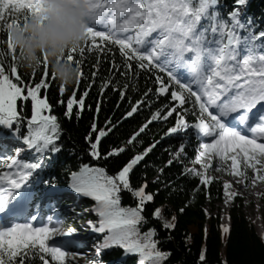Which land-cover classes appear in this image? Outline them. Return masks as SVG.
<instances>
[{
	"label": "snow or ice",
	"instance_id": "obj_1",
	"mask_svg": "<svg viewBox=\"0 0 264 264\" xmlns=\"http://www.w3.org/2000/svg\"><path fill=\"white\" fill-rule=\"evenodd\" d=\"M43 3L44 0H0V31L8 33L7 52L0 49V140L5 134L18 137L23 125V144L34 153L32 160L24 161L18 158L20 150L17 149L14 155L0 159V165L8 169L0 173V264H26L35 260L40 264H72L84 258L83 254L70 252L56 239L72 235L77 229L67 227L58 215L40 217L30 211L37 195L34 183L52 191L57 188L56 176L37 178L45 167L44 161L62 150L58 141L63 129L59 118L52 114L53 106L47 94L41 95V90L50 86L46 64L39 82H26L19 71L10 29L20 25L21 20L26 23L30 17L40 14ZM249 3L250 0L230 3L225 0H90L86 46L70 49L67 59L80 65L82 59L74 61L76 54L83 58L85 52L103 53L111 51L106 45H113L123 58L124 71L113 62L121 76L134 71L133 62L140 70L155 69L165 74L167 81L164 76L155 77L160 85L158 92L167 94L183 110L178 112L172 106L166 113L157 111L127 144L136 142L153 121L167 120L176 113L174 124L165 135L192 128L202 141L193 160V164L200 165V170L189 168L187 175L198 178L202 186H209L217 179L210 171L224 172L240 178L238 183L250 182L254 186L264 182V29L257 31L256 18L247 12ZM0 43L5 42L0 40ZM9 55L11 62L6 69ZM79 76V79L84 77L82 69ZM173 84L175 90L171 87ZM109 86L116 90L112 75L102 80L101 91ZM59 91L63 96L65 88L61 86ZM88 94L85 90L77 98L74 90L66 102L58 101L66 103L64 117L71 120L75 115L79 119ZM121 96L124 97V92ZM29 102L31 115L25 117L23 112ZM144 103L141 100L133 104L123 118L132 117ZM187 104L192 105L196 117L192 123L185 119L189 111L184 107ZM117 123L106 121L107 130L98 128L95 121L91 124L86 140L90 142L92 157L107 159L126 151L120 147L101 154L102 138ZM154 147L152 144L142 153L134 154L115 174H109L104 167L87 164L69 173V190L95 202L91 211L97 219L87 224L92 233L102 234L94 245L97 259L86 260V264H105L102 253L113 247L121 248L127 255H136L137 264H164L167 260L169 253L158 248L160 241L153 239L156 230L152 228L141 234L139 228L148 222L142 213L145 203L153 201L154 196L146 194V185L133 189L130 181L134 167ZM182 154H185L184 143L175 153L176 159ZM172 163L168 161L169 165ZM224 188L229 199L235 197V193H227L230 182L225 181ZM122 191L138 198L135 207L121 206ZM153 216L161 217L159 208L154 209ZM163 227L174 225L164 223ZM223 230L229 231L227 227ZM200 259L203 261L205 257Z\"/></svg>",
	"mask_w": 264,
	"mask_h": 264
},
{
	"label": "trees",
	"instance_id": "obj_2",
	"mask_svg": "<svg viewBox=\"0 0 264 264\" xmlns=\"http://www.w3.org/2000/svg\"><path fill=\"white\" fill-rule=\"evenodd\" d=\"M230 2L231 0H225V3ZM247 12L256 18L257 31L264 29V0H250ZM20 23H23V20ZM7 39L8 33L0 31V40L5 42L0 43V49H4L6 52ZM85 46L84 41L80 47ZM106 48H110L111 51L85 52L83 58L79 54L74 56V61L82 59L79 66L84 77L79 79V84L76 81L72 86L65 87L55 78L52 79V74L47 68L49 75L47 82L50 86L46 90L42 89L41 95L43 97L45 93L47 94L48 102L53 106L52 114L59 118L63 134L58 143L62 145V150L44 161L45 167L37 178L42 180L53 175L56 176V190L52 191L42 184L34 183L33 187L37 195L30 209L40 217L58 215L67 227L77 229L73 234L83 236V240L65 246L70 252L83 254L84 250H90V247H94L101 240L102 234L92 233L87 224V221L97 219L95 213L91 211L95 203L93 200L85 198L78 202L76 198H70L69 193L63 196V192L69 190V173L78 171L82 165L87 164L104 167L109 174H115L134 154H140L155 144L145 159L134 167L130 173V181L133 189L146 185V194L154 196L153 201L145 203L142 213L148 222L142 223L139 228L141 234L152 228L156 230L157 235L153 239L160 241L158 248L169 253L164 264H264V236L259 235L255 224L246 216V199L241 196L230 199L229 211L218 206L229 199L224 183L231 175L210 171L211 175L217 179L209 186H202L198 178L186 174V170L189 168L195 167L200 170V165L193 164V160L197 156L202 141L197 139L192 128L184 133L165 135L168 129L173 126L176 113L167 120L153 121L145 132L140 134L136 142L132 145L127 144V140L157 111H161L163 114L172 106H176L178 112L183 109L167 94H159L160 85L155 82V77L157 75L164 76L167 81L168 78L165 74L159 73L155 69L151 72L140 70L133 62L134 71L128 72L127 76H121L113 67V62H115L116 65H121L120 70L124 71L123 58L118 47L106 45ZM15 54L17 56V53ZM10 62L11 55L7 57L6 69ZM44 70L43 64L38 72H29L19 67L25 81L32 83L40 81ZM93 73L96 75L93 76ZM110 75L113 76L116 90L109 86L102 92V80L107 79ZM125 84L128 85L126 89ZM61 86L65 88L63 96L59 91ZM171 87L173 90L176 88L174 84ZM149 89L152 91L148 92ZM74 90L77 98L85 90L89 94L85 98V109L79 119L74 115L69 120L64 117L66 103L60 104L58 101L66 102ZM121 92H124L123 98ZM146 92H148L147 97H145ZM141 100H144L145 103L138 112L132 117L124 119V114L130 110L131 106ZM98 106L99 112L97 113ZM184 107L189 109L185 114V119L189 123L194 122L196 117L193 115L192 105L187 104ZM73 111L74 113L77 111L76 106ZM23 115L30 117V102ZM108 120L119 123L106 137L102 138L101 154L120 147H124L126 151L116 157L97 160L90 154V142L86 140V136L89 135L91 124L94 121L98 128L107 130L106 121ZM24 135L25 127L21 125L18 137H10L5 134V138L0 142L5 141L9 145L14 143L24 146ZM181 143L185 144V154H182L177 160L175 153ZM1 154L10 155L6 150H1ZM33 157L34 153L26 149L20 159L28 161ZM169 160L173 161L171 165L168 164ZM216 163L217 161L214 160L213 165ZM248 175H252L251 170ZM245 184L247 187L251 186L250 182H245ZM53 192L57 195L49 199V195ZM227 193H229L228 190ZM137 203L138 198L134 197L131 192H121L122 207H135ZM156 208L161 211L159 219L153 216V211ZM52 209L55 211L53 212ZM222 214H227L229 218L228 232L223 230ZM262 222L264 224V214ZM164 223H171L174 227L164 228ZM201 256L205 257L203 261L200 259ZM101 258L105 264H137L138 259L136 255L125 254L119 247H113L103 252ZM95 259H97L96 251L92 252V257L89 260ZM26 264H40V261H27Z\"/></svg>",
	"mask_w": 264,
	"mask_h": 264
},
{
	"label": "clouds",
	"instance_id": "obj_3",
	"mask_svg": "<svg viewBox=\"0 0 264 264\" xmlns=\"http://www.w3.org/2000/svg\"><path fill=\"white\" fill-rule=\"evenodd\" d=\"M89 16L90 0H44L40 14L10 29L18 66L38 72L46 64L60 84L72 86L81 68L67 54L85 41Z\"/></svg>",
	"mask_w": 264,
	"mask_h": 264
},
{
	"label": "rangeland",
	"instance_id": "obj_4",
	"mask_svg": "<svg viewBox=\"0 0 264 264\" xmlns=\"http://www.w3.org/2000/svg\"><path fill=\"white\" fill-rule=\"evenodd\" d=\"M183 72L184 70L182 69L181 73ZM11 145L12 144L9 145L5 141L0 142V151L6 150V152H8L9 154L14 155L16 150L19 149L20 154L18 158L20 159V157L25 153V150H26L25 146H23L22 144L18 145L14 143L12 146ZM0 156H1L0 159H2L4 154H1ZM5 171H8V169L0 165V173H3ZM209 174L211 175V172ZM239 179L240 178L235 177V176L229 177L227 179V182H230V188L227 190L229 193H235L236 194L235 196H241L246 199V209H245L246 216L250 221H252L255 224V227L259 235L263 237L264 236V224L262 222V217L264 214V182H257L254 186L251 185L250 187H247L245 182L238 183L237 181ZM68 193L71 196L70 198L72 199L76 198L78 202L79 200L84 198V197L79 196L78 194L71 192L70 190L68 191L65 190L63 192L64 194L63 196L67 195ZM54 195L56 196L57 193L53 192V194H50L48 198H51ZM218 206L225 211H229L231 207L230 199H226L223 204H219ZM221 216L223 219V227L229 228V218L227 214H222ZM83 238H84L83 236L75 235V234H72L69 236H63V237H56V239L60 243L66 246L72 244L73 242L77 243L83 240ZM94 251H95L94 247H90V250H84L83 251L84 258L83 259L78 258L76 261H73L72 263L86 264V260H89L92 257V252Z\"/></svg>",
	"mask_w": 264,
	"mask_h": 264
},
{
	"label": "bare ground",
	"instance_id": "obj_5",
	"mask_svg": "<svg viewBox=\"0 0 264 264\" xmlns=\"http://www.w3.org/2000/svg\"><path fill=\"white\" fill-rule=\"evenodd\" d=\"M180 72H182V69L180 70Z\"/></svg>",
	"mask_w": 264,
	"mask_h": 264
}]
</instances>
